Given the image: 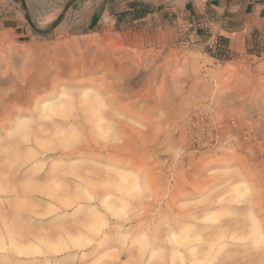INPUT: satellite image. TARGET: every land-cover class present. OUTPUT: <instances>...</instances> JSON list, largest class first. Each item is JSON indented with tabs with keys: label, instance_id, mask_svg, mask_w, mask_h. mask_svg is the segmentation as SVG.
Instances as JSON below:
<instances>
[{
	"label": "clouds",
	"instance_id": "obj_1",
	"mask_svg": "<svg viewBox=\"0 0 264 264\" xmlns=\"http://www.w3.org/2000/svg\"><path fill=\"white\" fill-rule=\"evenodd\" d=\"M0 264H264V0H0Z\"/></svg>",
	"mask_w": 264,
	"mask_h": 264
},
{
	"label": "crops",
	"instance_id": "obj_2",
	"mask_svg": "<svg viewBox=\"0 0 264 264\" xmlns=\"http://www.w3.org/2000/svg\"><path fill=\"white\" fill-rule=\"evenodd\" d=\"M189 7H191V5H189Z\"/></svg>",
	"mask_w": 264,
	"mask_h": 264
}]
</instances>
